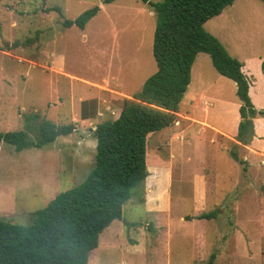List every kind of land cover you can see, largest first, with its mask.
Here are the masks:
<instances>
[{
	"label": "rangeland",
	"instance_id": "rangeland-1",
	"mask_svg": "<svg viewBox=\"0 0 264 264\" xmlns=\"http://www.w3.org/2000/svg\"><path fill=\"white\" fill-rule=\"evenodd\" d=\"M97 4L84 28L65 25ZM156 23L142 0H0V131L24 130L35 112L76 126L40 147L0 142V218L29 224L85 180L93 130L157 70ZM204 27L243 63L251 100L264 110V1L235 0ZM240 105L236 82L199 53L176 121L148 142L145 201L124 205V242L102 237L89 264H203L213 253L212 264H264V115L254 118L251 146L238 148V160L231 150ZM214 210V218H198Z\"/></svg>",
	"mask_w": 264,
	"mask_h": 264
},
{
	"label": "trees",
	"instance_id": "trees-1",
	"mask_svg": "<svg viewBox=\"0 0 264 264\" xmlns=\"http://www.w3.org/2000/svg\"><path fill=\"white\" fill-rule=\"evenodd\" d=\"M142 1L151 6L157 19L153 41L157 70L132 98L123 99L115 118L100 122L93 130L96 154L85 180L33 212L29 224L0 218V264H89L100 234L114 220L123 219L126 202L134 196L145 201L141 193L149 174L148 142L154 133L176 121L200 52L209 53L216 69L237 84L241 119L231 153L244 160L238 148L250 145L254 118L264 115V110L251 100L243 63L204 27L235 0ZM100 10L99 4L91 6L75 19H66L65 25L84 28ZM75 129V123L58 124L35 112L26 116L24 130L0 131V142L12 144L16 150L40 147ZM215 216L214 210L198 218ZM215 258L213 253L203 264H212Z\"/></svg>",
	"mask_w": 264,
	"mask_h": 264
},
{
	"label": "crops",
	"instance_id": "crops-1",
	"mask_svg": "<svg viewBox=\"0 0 264 264\" xmlns=\"http://www.w3.org/2000/svg\"><path fill=\"white\" fill-rule=\"evenodd\" d=\"M224 44V43H223ZM201 53V52H200ZM197 58V57H196ZM195 63V62H194ZM194 65V64H193ZM242 70L244 71V66L242 67ZM189 87V86H188ZM249 92H250V88H249ZM198 102V100H196ZM194 101V104L196 106L197 102ZM255 122H257V118L255 119ZM203 126H208L211 127L210 129H212L214 132H222L223 134L227 135L226 132L218 125H214L211 123L206 122L205 125ZM236 140V139H235ZM195 141V143L198 142V140H192V142ZM251 146V144H250ZM249 147V146H248ZM255 151V149H254ZM257 151V150H256ZM158 183V182H157ZM157 192H159L160 188L157 187V184L155 185ZM152 206V205H151ZM147 207L146 210L148 212H150L152 209V207ZM159 205L156 206V208L158 209ZM126 223V218L123 216V219H116L114 220L101 234H100V238H99V245H101L102 243V237H104L103 239L105 240V243L110 244V245H117V242L119 240H122V242H124V238L122 237V233L124 231V226ZM104 233V234H103ZM120 242V243H122ZM134 245H129V247H133ZM134 248V247H133Z\"/></svg>",
	"mask_w": 264,
	"mask_h": 264
}]
</instances>
